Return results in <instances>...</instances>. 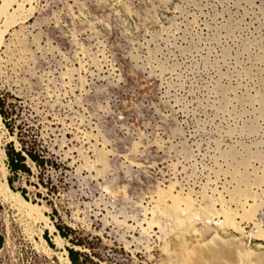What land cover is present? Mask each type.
<instances>
[{
  "label": "rangeland",
  "instance_id": "374dc122",
  "mask_svg": "<svg viewBox=\"0 0 264 264\" xmlns=\"http://www.w3.org/2000/svg\"><path fill=\"white\" fill-rule=\"evenodd\" d=\"M0 102V264L264 253V0H0Z\"/></svg>",
  "mask_w": 264,
  "mask_h": 264
},
{
  "label": "bare ground",
  "instance_id": "6f19581e",
  "mask_svg": "<svg viewBox=\"0 0 264 264\" xmlns=\"http://www.w3.org/2000/svg\"><path fill=\"white\" fill-rule=\"evenodd\" d=\"M3 153V152H1ZM3 187V186H2ZM4 188L5 190H8L6 183H4ZM4 190V191H5ZM6 192V191H5ZM3 194V193H2ZM9 194V193H8ZM11 198V197H10ZM16 198V197H15ZM14 199V198H13ZM23 204L26 207H30L33 208L34 205H30L29 203L22 201ZM22 204V205H23ZM24 206V207H25ZM172 206V205H171ZM174 206V205H173ZM166 207V206H165ZM14 209V208H13ZM33 210V209H32ZM16 215V214H15ZM27 216V215H26ZM29 216V215H28ZM56 241H59L58 238H56ZM235 242V241H234ZM230 243V242H229ZM221 245V244H219ZM229 245V244H228ZM210 246V245H209ZM214 247V246H213ZM233 247V246H232ZM237 247V246H236ZM235 246L233 248L231 247H214L212 249H209V251L203 252L200 251V257L203 258V263L201 264H210V262L216 259L217 262H219V260H217L218 257H223L224 258H228V260L231 262L230 264H264V253L263 254H257L253 259H249L248 254H245V252H241L240 249L236 248ZM239 247V246H238ZM242 247V246H241ZM44 248V247H43ZM48 250V249H47ZM64 254L66 255V252H64ZM60 255V254H59ZM63 255V254H62ZM219 258V259H221ZM216 261L214 263H216ZM227 261V262H229ZM66 262L67 264H70L68 258L66 257ZM211 262V263H212ZM223 263V262H222ZM221 263V264H222ZM226 263V262H225ZM229 264V263H228Z\"/></svg>",
  "mask_w": 264,
  "mask_h": 264
},
{
  "label": "trees",
  "instance_id": "16d2710c",
  "mask_svg": "<svg viewBox=\"0 0 264 264\" xmlns=\"http://www.w3.org/2000/svg\"><path fill=\"white\" fill-rule=\"evenodd\" d=\"M3 115L4 113L2 111L1 102H0V117H3ZM25 154L36 165L38 166L42 165V161L39 160L37 156L31 154V152L27 151V153ZM5 157H6L7 169L11 174L14 175L17 172H22V173L29 172L28 167L26 166L25 163V157L22 156L20 152H16L10 144L6 146ZM7 182L10 184L11 179H8ZM21 193H23V191ZM67 253L70 263L77 264L78 253L76 251H73L72 249H68Z\"/></svg>",
  "mask_w": 264,
  "mask_h": 264
}]
</instances>
